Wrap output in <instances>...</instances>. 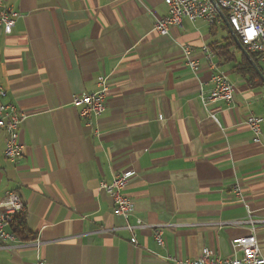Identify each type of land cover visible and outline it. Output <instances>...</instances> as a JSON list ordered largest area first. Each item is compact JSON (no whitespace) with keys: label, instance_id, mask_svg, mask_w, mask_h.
Returning <instances> with one entry per match:
<instances>
[{"label":"crops","instance_id":"0c3cea01","mask_svg":"<svg viewBox=\"0 0 264 264\" xmlns=\"http://www.w3.org/2000/svg\"><path fill=\"white\" fill-rule=\"evenodd\" d=\"M3 3L20 16L10 34L0 29V101L24 119L15 163L0 130V202L6 190L19 194L32 237L0 241V264H173L165 256L193 260L206 247L240 256L231 240L250 234L247 210L264 219V83L214 52L235 93L202 104L212 72L201 46L226 32L183 18L157 34L164 0ZM185 44L195 47L196 72L184 63ZM256 64L264 76L259 56ZM100 76L106 108L86 122L72 100L93 92ZM248 114L263 118L260 143ZM124 169L135 173L122 190L134 207L127 217L100 186ZM255 233L264 256V223Z\"/></svg>","mask_w":264,"mask_h":264},{"label":"built area","instance_id":"2783aa9c","mask_svg":"<svg viewBox=\"0 0 264 264\" xmlns=\"http://www.w3.org/2000/svg\"><path fill=\"white\" fill-rule=\"evenodd\" d=\"M167 12L153 24V31L159 35H167L174 25L181 24L183 18L191 22L202 20L209 26H218L224 18L248 53H254L264 61V0H164ZM20 13L0 0V29L4 34H10ZM203 57L211 70V88L208 93L200 92L199 98L203 105L211 101L230 102L235 93V85L225 74L217 70L214 61V52L207 45L201 46ZM184 63L193 72L200 68L195 56V47L190 44L182 46ZM97 88L93 92L75 95L72 102L78 106V114L86 122L98 117L106 108V94L108 90L107 78L100 76L97 79ZM3 90L0 89V95ZM24 116L10 104L0 101V130L6 132L4 156L11 162H17L21 155V145L18 140V130ZM246 124L249 127L253 142L260 143L261 124L263 118L248 114ZM133 169H124L112 176L110 182H101L102 189L112 199L114 211L117 215L127 217L133 212L130 198L122 190L134 175ZM234 195L243 202L241 189L237 184L232 185ZM25 211V206L15 190H6L0 202V241H21L12 226L15 218ZM246 222L251 232L247 236L236 237L231 240L232 248L241 252L240 256H222L218 250L206 247L193 260H180L167 255L165 259L173 264H264V256L260 252L256 237V225L263 220L251 219L247 210ZM139 224L141 221L138 220ZM128 228L131 227L128 225ZM153 237L158 246H163L162 228L153 230ZM38 243V242H37Z\"/></svg>","mask_w":264,"mask_h":264},{"label":"trees","instance_id":"16d2710c","mask_svg":"<svg viewBox=\"0 0 264 264\" xmlns=\"http://www.w3.org/2000/svg\"><path fill=\"white\" fill-rule=\"evenodd\" d=\"M213 29H216L217 26H210ZM218 27H221L226 33L220 41L211 42L208 47L211 51L215 52L218 57H222L223 60L235 62L233 68L238 73L243 76L248 75L249 78L256 77L258 75L257 71L251 65L250 61L241 53L240 59L236 61L234 53L230 52L232 49L239 50L238 46L228 31V28L224 22H222ZM240 51V50H239ZM241 52V51H240ZM252 60L257 63V56L254 53H249ZM15 233L19 236L20 239L28 240L32 236L26 234L25 231V213H20L16 216L14 224L12 226Z\"/></svg>","mask_w":264,"mask_h":264},{"label":"water","instance_id":"95a60500","mask_svg":"<svg viewBox=\"0 0 264 264\" xmlns=\"http://www.w3.org/2000/svg\"><path fill=\"white\" fill-rule=\"evenodd\" d=\"M214 3V0H211ZM224 23L226 24L228 31L231 33V35L233 36L238 49L241 51V53L243 55H245V57L250 61L251 65L254 67V69L257 71L259 77L262 79L263 83H264V76L260 73V70L258 69L257 64L252 60V58L250 57V54L246 51V49L243 47V45L240 43V41L238 40V38L236 37V35L233 33L232 29L230 28L229 24L227 23L226 19L224 18Z\"/></svg>","mask_w":264,"mask_h":264},{"label":"rangeland","instance_id":"374dc122","mask_svg":"<svg viewBox=\"0 0 264 264\" xmlns=\"http://www.w3.org/2000/svg\"><path fill=\"white\" fill-rule=\"evenodd\" d=\"M206 25H208V24H206ZM218 31H221V30L218 29Z\"/></svg>","mask_w":264,"mask_h":264}]
</instances>
